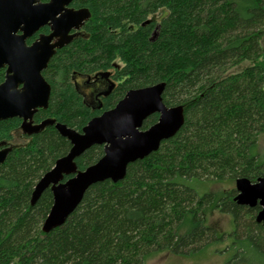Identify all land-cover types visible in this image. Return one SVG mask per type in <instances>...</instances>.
<instances>
[{
	"label": "trees",
	"instance_id": "16d2710c",
	"mask_svg": "<svg viewBox=\"0 0 264 264\" xmlns=\"http://www.w3.org/2000/svg\"><path fill=\"white\" fill-rule=\"evenodd\" d=\"M71 7L88 10L89 19L43 72L49 106L32 122L54 124L25 133L28 143L10 147L0 164V264H146L154 253L189 255L227 238L234 251L227 264H264L260 206L238 205L235 188L214 202L192 185L264 177L257 153L264 134V0H74ZM245 61L256 64L228 74ZM5 76L1 69L0 83ZM161 83L164 104L184 110L181 130L130 164L124 180L92 186L66 222L46 234L53 192L34 205L33 193L72 147L56 124L82 132L129 91ZM158 120L150 116L143 130ZM19 129V118L0 122V147ZM103 155L104 146L92 147L76 160L77 171ZM211 204L232 217L230 236L205 225Z\"/></svg>",
	"mask_w": 264,
	"mask_h": 264
},
{
	"label": "water",
	"instance_id": "95a60500",
	"mask_svg": "<svg viewBox=\"0 0 264 264\" xmlns=\"http://www.w3.org/2000/svg\"><path fill=\"white\" fill-rule=\"evenodd\" d=\"M74 0H0V70L6 69L0 83V122L19 118L22 129L34 134L43 129L44 122L32 125L35 114L47 109L51 86L44 79L57 50L73 40L89 19V11L71 7ZM50 33L41 35L32 45L27 44L42 28ZM165 84L129 91L111 110L93 118L82 132L56 124L58 132L72 147L59 159L53 169L37 183L32 204L51 189L53 207L44 222L48 234L62 226L81 204L86 192L95 184L125 179L130 164L158 151L161 145L181 130L185 122L182 107H167L162 99ZM158 114V122L143 130L144 122ZM94 146H104L103 157L84 171H77L76 160ZM10 147H0V164L10 153ZM71 176L64 181L65 177ZM235 201L240 206H260L257 222L264 225V177L256 183L242 178L235 181Z\"/></svg>",
	"mask_w": 264,
	"mask_h": 264
},
{
	"label": "rangeland",
	"instance_id": "374dc122",
	"mask_svg": "<svg viewBox=\"0 0 264 264\" xmlns=\"http://www.w3.org/2000/svg\"><path fill=\"white\" fill-rule=\"evenodd\" d=\"M255 61H245L242 64L232 68L228 74H235L254 66ZM84 91L89 93L90 88L85 87ZM29 139L22 129L13 133L12 141L8 142L7 147H20L28 143ZM257 153L260 160L264 162V134L259 136ZM199 196L212 195L214 202L224 197V195L235 188V183L226 181H205L202 183H193ZM205 225L215 229L219 235L230 236L234 232L233 219L229 214L218 211L214 204L208 205L205 210ZM232 240L227 238L223 243L212 244L199 252L189 255H177L170 251L154 253L146 264H227L234 255L230 247Z\"/></svg>",
	"mask_w": 264,
	"mask_h": 264
},
{
	"label": "flooded vegetation",
	"instance_id": "af4514ba",
	"mask_svg": "<svg viewBox=\"0 0 264 264\" xmlns=\"http://www.w3.org/2000/svg\"><path fill=\"white\" fill-rule=\"evenodd\" d=\"M43 3L49 2V0H41ZM45 30L49 31L48 33L44 32ZM50 33V28L49 27H44L42 28L39 32H37L35 35H33L31 38L27 39V44L30 46L34 42H36L41 35H47ZM23 123V122H22ZM23 130V129H22Z\"/></svg>",
	"mask_w": 264,
	"mask_h": 264
}]
</instances>
